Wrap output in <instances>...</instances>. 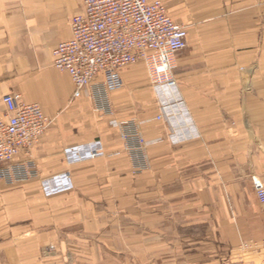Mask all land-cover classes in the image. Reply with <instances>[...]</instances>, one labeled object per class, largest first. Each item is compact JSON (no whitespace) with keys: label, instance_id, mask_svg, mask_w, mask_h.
I'll return each instance as SVG.
<instances>
[{"label":"crops","instance_id":"1","mask_svg":"<svg viewBox=\"0 0 264 264\" xmlns=\"http://www.w3.org/2000/svg\"><path fill=\"white\" fill-rule=\"evenodd\" d=\"M163 1L188 34L176 89L163 101L145 65L123 67L115 113L99 116L53 66L80 0H0V118L4 94L38 103L51 119L32 153L40 177L68 171L73 185L46 196L38 179L0 181V264H149L155 240L170 237H204L201 252L264 247L251 180L264 183V0ZM131 117L150 142L151 171L138 176L110 124ZM96 140L101 156L67 164L65 148Z\"/></svg>","mask_w":264,"mask_h":264},{"label":"built area","instance_id":"2","mask_svg":"<svg viewBox=\"0 0 264 264\" xmlns=\"http://www.w3.org/2000/svg\"><path fill=\"white\" fill-rule=\"evenodd\" d=\"M83 12L69 20L71 37L53 50V66L65 71L73 82V98L85 95L99 116H112L111 93L125 82L121 69L142 63L155 92L164 101V90L174 91L175 54L186 46V26L167 13L163 0H80ZM166 97V96H165ZM177 100L172 92L168 99ZM4 115L0 118V181L7 185L40 178L32 153L51 119L36 102L26 103L20 93L3 97ZM166 100V99H165ZM163 109L166 110L163 106ZM157 119H164V112ZM119 130L123 148L129 155L133 175L149 171L150 144L142 134L140 121L134 117L110 120ZM22 154L24 159L14 161ZM103 154L99 140L64 150L68 164L93 159ZM255 194L264 203V183L251 177ZM47 195L70 189L69 172L41 179Z\"/></svg>","mask_w":264,"mask_h":264},{"label":"rangeland","instance_id":"3","mask_svg":"<svg viewBox=\"0 0 264 264\" xmlns=\"http://www.w3.org/2000/svg\"><path fill=\"white\" fill-rule=\"evenodd\" d=\"M124 87L125 85L122 88ZM124 152L125 154H127L125 150ZM127 156L129 159L128 154ZM129 164H130V159H129ZM149 168H150V160H149ZM150 171L151 168L149 169L148 172ZM38 180L40 181V185H41V177ZM71 188H73V186ZM45 195L50 196L47 194ZM189 239L193 241H189ZM189 239L185 240L186 242L184 244L179 243L177 237L155 240L156 245H155L154 255L150 257L149 264H264V247L262 246L247 249L246 243H242L235 248H230L229 250H219L218 252L215 251V253L201 252V248L206 247L203 244L205 243L203 241H206L204 240V237L192 236L189 237ZM164 244L166 246H164ZM52 249H54L53 245L50 246V250ZM124 261L125 262H123V264H130L128 260H124ZM67 264H70V262H67ZM146 264L148 263L146 262Z\"/></svg>","mask_w":264,"mask_h":264}]
</instances>
